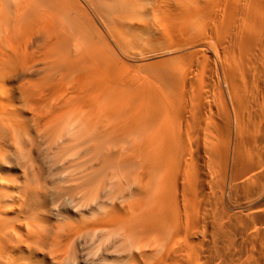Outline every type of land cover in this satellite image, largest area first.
Here are the masks:
<instances>
[{"label": "bare ground", "instance_id": "6f19581e", "mask_svg": "<svg viewBox=\"0 0 264 264\" xmlns=\"http://www.w3.org/2000/svg\"><path fill=\"white\" fill-rule=\"evenodd\" d=\"M65 178L112 264H264V0H0V264L75 257Z\"/></svg>", "mask_w": 264, "mask_h": 264}, {"label": "rangeland", "instance_id": "374dc122", "mask_svg": "<svg viewBox=\"0 0 264 264\" xmlns=\"http://www.w3.org/2000/svg\"><path fill=\"white\" fill-rule=\"evenodd\" d=\"M33 158L34 156H32L31 160L33 166H35ZM50 158L51 156H48L43 165L49 166ZM61 158L62 160L67 158L64 162V175H70L73 171L70 167L73 161L71 152L67 155H62ZM34 171H36L35 168ZM16 174H18L17 170H10L9 172H5L4 176L9 180L16 176ZM68 180V178H65L64 182H61V186L66 191L60 199L62 204L54 207V205L49 204V201L45 203L49 208L47 211L51 212L52 222L89 223L90 227L81 231L76 236L77 247L75 257L67 258L62 264H112L116 258L115 254H117L115 249H113L114 245L111 244V241L114 239L109 237L106 228L93 223L98 219L96 215L99 214L96 213H98L101 199L106 192L99 191L98 195L94 197L91 188L79 186L80 182H68ZM31 253L32 255H29V257L28 255L26 256L29 263H46L45 260H42L41 254L36 253L34 249H31Z\"/></svg>", "mask_w": 264, "mask_h": 264}]
</instances>
